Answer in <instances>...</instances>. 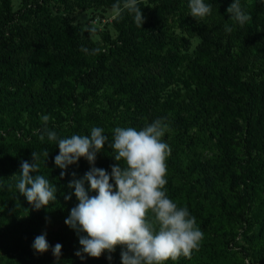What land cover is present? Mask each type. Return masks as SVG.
<instances>
[{"label":"trees","instance_id":"obj_1","mask_svg":"<svg viewBox=\"0 0 264 264\" xmlns=\"http://www.w3.org/2000/svg\"><path fill=\"white\" fill-rule=\"evenodd\" d=\"M117 2L29 0L10 12L7 0H1V207L10 210L12 219L22 213L18 224L27 228L63 220L75 207L74 189L68 187L72 173L80 179L91 165L81 158L66 170L58 168V145L47 136L39 138L45 127L60 138L103 128L108 139L95 166L109 172L107 167L117 163L109 147L113 129L141 130L163 118L168 125L163 142L183 153L167 158L166 192L188 208L208 240L190 258L168 264H224L229 258L237 263L252 249L264 255V0H240L252 17L243 26L227 12L234 0H204L211 14L202 20L191 16L189 0H139L142 27L126 10L119 12L116 37L104 48L68 18L93 6L116 10ZM225 25L233 30L226 32ZM175 30L197 36L193 57L180 54L186 38ZM82 46L101 51L86 54ZM21 107L26 126L14 118ZM44 115L50 117L47 125ZM196 147L209 155L203 163L189 160L197 156ZM33 151L40 154V168L32 175L47 174L57 188L56 201L40 210L15 187L21 162L31 163ZM61 171L66 175L61 177ZM10 174L16 176L8 181ZM210 232L214 237L208 238ZM71 235L74 250L82 249L79 235L85 234L72 229ZM239 236L245 248L228 254L229 243ZM63 260L77 264L74 252ZM252 262L257 264V258Z\"/></svg>","mask_w":264,"mask_h":264},{"label":"clouds","instance_id":"obj_2","mask_svg":"<svg viewBox=\"0 0 264 264\" xmlns=\"http://www.w3.org/2000/svg\"><path fill=\"white\" fill-rule=\"evenodd\" d=\"M113 7L118 13L126 10L132 14L135 24L142 27L144 17L139 0H122V5L118 0ZM189 8L196 20L211 14V6L204 0H189ZM227 12L241 26L252 19L242 9L240 0H234ZM232 30L225 25L226 32ZM81 51L96 55L101 50L90 51L82 46ZM49 119L48 115L42 117L45 125ZM167 128L163 118L141 130L115 127L109 147L116 153L113 159L117 163L111 166L110 173L95 166L97 154L108 139L103 128L92 127L90 135L73 134L69 138H60L56 131L47 127L43 129L40 140L47 136L58 145L59 154L54 158L58 168L66 170L81 158L91 165L80 179L72 173L73 179L68 185L74 189L78 204L71 209L65 224L78 235L85 234L79 235L82 250L77 251L76 256L98 259L105 252L111 254L120 247L121 264H168L169 260L175 262L182 256L190 258L192 252L199 249L204 234L195 217L190 215L187 207L178 206L166 192V161L171 149L162 137ZM43 155L48 157V150ZM31 156V163L21 162L15 187L33 209L40 210L56 201L57 188L43 175H32L39 172L40 154L33 151ZM65 175L66 171H61V177ZM70 199V195L65 196V200ZM32 247L38 253L47 252L50 245L46 233L37 236ZM61 249L62 245L57 243L52 248L53 255L59 258Z\"/></svg>","mask_w":264,"mask_h":264},{"label":"rangeland","instance_id":"obj_3","mask_svg":"<svg viewBox=\"0 0 264 264\" xmlns=\"http://www.w3.org/2000/svg\"><path fill=\"white\" fill-rule=\"evenodd\" d=\"M26 3L29 0H7V6L10 12H15L18 9H21L23 3ZM70 2H76L77 0H69ZM51 8L55 10V5L51 4ZM117 10L114 9H106L102 7L93 6L90 9L79 11L75 10L72 15L68 18L72 22L74 26L79 27L87 33L88 39L98 44L100 47L104 48L106 43L109 40H112L116 37V17ZM4 7L1 6L0 0V17L3 19ZM23 26H27L26 23H22ZM91 29H95V31H91ZM174 34L178 36L179 34L184 36L186 39L184 42H180L182 44V52L180 54L187 57H193L194 51L196 49V45L199 41L196 35L192 34L190 31L180 32L175 30ZM185 59V58H183ZM186 62L183 61L182 64ZM23 107L19 108L18 111H15L14 118L19 120L23 125H27L28 117L26 111ZM0 110H4L1 108ZM80 111L83 112V107L80 108ZM4 113V112H3ZM2 113H0L1 118ZM171 152L168 158L177 157L181 158L183 153L180 151L170 148ZM193 158H190V161H195L198 159L200 163H203L207 160L209 156L207 152L201 148L196 147V152ZM97 162V161H96ZM123 163V162H122ZM121 163V164H122ZM116 163H112L108 168L109 173L111 172V166ZM10 177L6 178L8 181L11 180L12 174ZM44 176V175H43ZM47 174H45V178ZM264 179V175L262 176ZM13 180V179H12ZM264 184V180L263 183ZM87 188L88 185L86 184ZM90 195H95L94 192H90ZM75 196V195H74ZM76 201V205L78 204V200L76 197L72 199ZM75 205V206H76ZM10 210L8 208H2L0 203V259L3 260V264H67L64 263L63 259L68 253L74 252V257L77 260V264H90L91 260L100 261L101 264H121V251L122 248L117 247L115 252L111 254H103L100 258H92L85 255L84 259L76 256L75 253L82 249L74 250L73 238L71 235L72 229L65 224V220L69 217H65L63 220H57L52 222L43 223L39 227L27 228L24 225L18 224L20 221V215L17 218L12 219L10 216ZM19 214V213H18ZM19 220V221H18ZM46 233V239L50 245L49 250L45 253L36 252L32 245L37 236ZM249 234V233H248ZM214 237V234L210 232V236L208 238ZM64 240H68V244L65 245ZM207 237H204L201 242H207ZM62 245L61 255L59 258L55 257L52 252V248L57 244ZM63 244L65 245V250L63 248ZM240 246L244 245L243 237L239 236L234 239L233 242L229 243L226 252L228 254L234 253ZM111 255L112 259L109 260L108 256ZM257 258V264H264V255L258 252L255 249H252L249 253V256L245 257V259H241L239 257L240 264H253L252 259ZM235 259L229 258L227 261H224V264H239V262H234ZM81 262V263H79Z\"/></svg>","mask_w":264,"mask_h":264}]
</instances>
